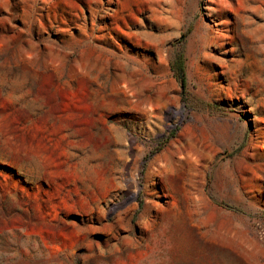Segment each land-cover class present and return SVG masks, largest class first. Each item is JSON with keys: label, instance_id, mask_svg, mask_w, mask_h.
Wrapping results in <instances>:
<instances>
[{"label": "rangeland", "instance_id": "1", "mask_svg": "<svg viewBox=\"0 0 264 264\" xmlns=\"http://www.w3.org/2000/svg\"><path fill=\"white\" fill-rule=\"evenodd\" d=\"M0 264H264V0H0Z\"/></svg>", "mask_w": 264, "mask_h": 264}, {"label": "trees", "instance_id": "2", "mask_svg": "<svg viewBox=\"0 0 264 264\" xmlns=\"http://www.w3.org/2000/svg\"><path fill=\"white\" fill-rule=\"evenodd\" d=\"M172 69L176 71L181 87H186L185 66L182 60L172 62Z\"/></svg>", "mask_w": 264, "mask_h": 264}]
</instances>
